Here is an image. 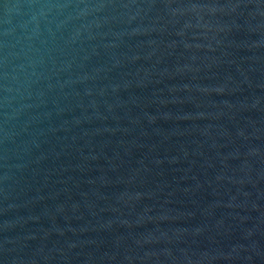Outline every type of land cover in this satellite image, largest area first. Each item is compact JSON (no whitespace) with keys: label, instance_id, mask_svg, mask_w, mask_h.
Masks as SVG:
<instances>
[{"label":"water","instance_id":"water-1","mask_svg":"<svg viewBox=\"0 0 264 264\" xmlns=\"http://www.w3.org/2000/svg\"><path fill=\"white\" fill-rule=\"evenodd\" d=\"M0 264H264V0H0Z\"/></svg>","mask_w":264,"mask_h":264}]
</instances>
